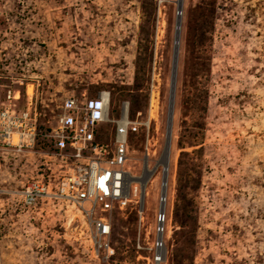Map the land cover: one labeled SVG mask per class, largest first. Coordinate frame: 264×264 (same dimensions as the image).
<instances>
[{"label":"rangeland","instance_id":"374dc122","mask_svg":"<svg viewBox=\"0 0 264 264\" xmlns=\"http://www.w3.org/2000/svg\"><path fill=\"white\" fill-rule=\"evenodd\" d=\"M179 19L164 264H264V0H0V116L29 113L36 127L22 142L0 117L3 264H153L162 168L143 215L136 205L114 214L110 260L80 213L28 208L11 192L63 173L49 133L71 95L111 93L110 144L127 106L139 125L129 132L135 175L147 149L152 168L165 148V165Z\"/></svg>","mask_w":264,"mask_h":264},{"label":"built area","instance_id":"2783aa9c","mask_svg":"<svg viewBox=\"0 0 264 264\" xmlns=\"http://www.w3.org/2000/svg\"><path fill=\"white\" fill-rule=\"evenodd\" d=\"M110 104L111 93L107 91H102L96 96L84 94L82 97H66L60 106L56 125L49 133L50 147L54 156L61 162V167L65 168L63 173L55 182L33 181L23 190L11 192L13 197H19L20 202L28 208L50 202L62 209L80 213L88 226L89 240L95 253L98 257L103 253L106 260L115 255L111 243L114 214L136 205L139 214L143 215L146 211L145 193L149 182L159 168H162L165 176L169 167L165 171L162 165L165 148L152 168L149 165L147 149L143 174L151 173L149 180L144 181L143 174L138 176L130 170L129 132L137 133L139 125L128 118L129 125L126 126L125 133L121 134V120H118L113 144L105 141L101 134L108 119ZM0 117H3V120L8 119V122L21 129L17 134L22 142L30 136L32 129L31 135L34 136L33 141L35 140L36 127L29 128L28 122L32 119L29 113L17 119L5 111ZM8 128L10 130L7 131V136L10 137L13 131L12 127ZM164 183L163 177L158 197L159 210L155 219L154 239L150 247L153 264H164L168 257L166 238L169 194L167 191L164 193ZM4 193L0 190V195ZM2 215L0 208V264H3L4 258Z\"/></svg>","mask_w":264,"mask_h":264},{"label":"bare ground","instance_id":"6f19581e","mask_svg":"<svg viewBox=\"0 0 264 264\" xmlns=\"http://www.w3.org/2000/svg\"><path fill=\"white\" fill-rule=\"evenodd\" d=\"M179 20H181V19H179ZM178 20V21H179ZM179 30L177 29V24H176V35H175V40H176V38L177 37H179ZM174 59H175V57H174ZM152 105H151V111H150V119L151 120H158V118H159V114H158V110H159V106L157 105V101H156V99L155 98H153V100H152ZM128 111V109H127V106L126 107H124V118L122 119L123 121H121V122H119L120 124V133L121 134H124L125 133V130H126V126L127 125H129V122H128V120H127V112ZM170 114H171V112L169 113V123H170V121H171V116H170ZM168 126H169V124H168ZM172 134H173V132H172ZM19 135V134H18ZM18 135L17 134H15L12 138H13V141H14V143L16 144L18 141H19V137H18ZM20 136V135H19ZM172 142V141H171ZM172 149V146H171V148H170V150L168 149V151H167V157H166V163H165V165H163V167L165 168V171H166V168L168 167V173H165V176H163L164 177V179H165V183H166V181H167V184H165L164 183V193L167 191V194H168V192H169V173H170V153H171V150ZM166 175H168V176H166ZM154 183V182H153ZM166 185H167V187H166ZM150 196V193H149V190L147 189L146 190V193H145V199L146 198H148ZM137 197L139 198V194L137 195ZM77 212V211H76Z\"/></svg>","mask_w":264,"mask_h":264},{"label":"water","instance_id":"95a60500","mask_svg":"<svg viewBox=\"0 0 264 264\" xmlns=\"http://www.w3.org/2000/svg\"><path fill=\"white\" fill-rule=\"evenodd\" d=\"M181 24H182V21L179 20L177 22V29L180 32H179V37H177L175 40V51H174L175 52V54H174L175 59H174L172 79H171V82H172L171 83V91H170L171 121H170L169 126H168V141H167V147L169 150L171 148L173 122H174V108H175V101H176V84H177V73H178V61H179L180 42H181Z\"/></svg>","mask_w":264,"mask_h":264}]
</instances>
